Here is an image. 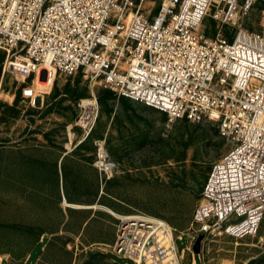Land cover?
Here are the masks:
<instances>
[{
  "label": "built area",
  "instance_id": "2783aa9c",
  "mask_svg": "<svg viewBox=\"0 0 264 264\" xmlns=\"http://www.w3.org/2000/svg\"><path fill=\"white\" fill-rule=\"evenodd\" d=\"M144 1L0 0V50L31 106L53 86L37 88L43 70L54 80L82 74L92 88L79 103L83 135L98 117L95 86L161 111L169 122H217L231 148L211 166L187 245L178 249L184 235L162 218L139 213L117 225L118 258L181 264L185 251L195 256L201 234V243L243 239L264 226V0H160L152 16L141 12ZM256 2L259 30L251 31L239 20ZM207 18L213 37L204 32Z\"/></svg>",
  "mask_w": 264,
  "mask_h": 264
},
{
  "label": "rangeland",
  "instance_id": "374dc122",
  "mask_svg": "<svg viewBox=\"0 0 264 264\" xmlns=\"http://www.w3.org/2000/svg\"><path fill=\"white\" fill-rule=\"evenodd\" d=\"M159 3L145 0L141 12L152 16ZM260 9L256 2L239 22L258 31ZM233 31L224 28L228 39ZM204 32L216 33L210 18ZM5 57L0 50V263L26 264L29 250L45 236L32 264H131L113 247L120 217L139 213L176 228L184 235L176 241L183 249L186 234L196 229L191 224L205 178L231 148L217 122H169L161 111L95 86L98 117L83 135L76 124L79 103L92 88L82 74H58L51 91L31 106L19 95L22 77L4 66ZM62 155L65 161L58 163ZM64 201L100 208H67ZM200 249V259L186 251L181 264L194 258L199 264H264V226L243 239L207 237Z\"/></svg>",
  "mask_w": 264,
  "mask_h": 264
},
{
  "label": "bare ground",
  "instance_id": "6f19581e",
  "mask_svg": "<svg viewBox=\"0 0 264 264\" xmlns=\"http://www.w3.org/2000/svg\"><path fill=\"white\" fill-rule=\"evenodd\" d=\"M53 83H54L53 77H51L50 79H46L44 81L41 80V79H39V80L36 81V84L38 85V87L39 88L42 87L41 89H44L43 87H46V86L47 87H50ZM103 155H104V152L101 151L100 152V157L103 158ZM105 166L110 169L108 163H106ZM62 205L65 206V207H67V208L85 209V210H87V209L90 210V209H98V208H100V205L98 203L97 204H77V203H74V202L64 201L62 203ZM105 210L108 211V212H110V213H112L113 215H116L115 212H113L111 209L106 208ZM120 218H122V217H120ZM124 219H130V217H126L125 216ZM172 264H178V263L177 262H173Z\"/></svg>",
  "mask_w": 264,
  "mask_h": 264
},
{
  "label": "trees",
  "instance_id": "16d2710c",
  "mask_svg": "<svg viewBox=\"0 0 264 264\" xmlns=\"http://www.w3.org/2000/svg\"><path fill=\"white\" fill-rule=\"evenodd\" d=\"M19 95L21 96V88H19ZM202 173H204V172H202ZM206 178H207V176H206ZM206 178H205V180H206ZM195 198H196V193L193 194V199H195ZM191 203H192V195L185 196L184 199H183L182 207L185 210H188V208L190 207ZM46 240H47V238L45 236H43V238L41 240H38L36 242V244L29 250V252L27 253L28 259L26 261V264H28V263L32 264V263L36 262V260L38 259V257L41 255V253L43 251L42 250V248L44 246L43 243ZM38 249H39V253H37V256L35 257V251L38 250ZM34 257H35V259H34ZM196 264H199V263L196 262Z\"/></svg>",
  "mask_w": 264,
  "mask_h": 264
},
{
  "label": "water",
  "instance_id": "95a60500",
  "mask_svg": "<svg viewBox=\"0 0 264 264\" xmlns=\"http://www.w3.org/2000/svg\"><path fill=\"white\" fill-rule=\"evenodd\" d=\"M46 71L45 70H43V72H42V74H41V79L44 81V80H46ZM203 238H204V235L203 234H201L199 237H198V239L196 240V242H195V245H194V253L195 254H198L199 252H200V247H201V241L203 240Z\"/></svg>",
  "mask_w": 264,
  "mask_h": 264
},
{
  "label": "crops",
  "instance_id": "0c3cea01",
  "mask_svg": "<svg viewBox=\"0 0 264 264\" xmlns=\"http://www.w3.org/2000/svg\"><path fill=\"white\" fill-rule=\"evenodd\" d=\"M65 158H66V155H62L59 159H58V163H60V161L62 160V162L63 161H65ZM27 259H28V257H27ZM27 261V260H26ZM1 264V263H0ZM193 264H196V260H195V258H194V260H193Z\"/></svg>",
  "mask_w": 264,
  "mask_h": 264
}]
</instances>
